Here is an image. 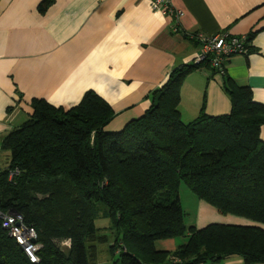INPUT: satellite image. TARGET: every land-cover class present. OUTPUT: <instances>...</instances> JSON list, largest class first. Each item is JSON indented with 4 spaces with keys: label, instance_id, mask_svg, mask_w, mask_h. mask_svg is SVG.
Instances as JSON below:
<instances>
[{
    "label": "trees",
    "instance_id": "obj_1",
    "mask_svg": "<svg viewBox=\"0 0 264 264\" xmlns=\"http://www.w3.org/2000/svg\"><path fill=\"white\" fill-rule=\"evenodd\" d=\"M202 67H212L208 57L175 68L151 107L117 131L108 129L115 110L93 90L70 109L33 99L31 117L2 143L11 156L0 168V212H19L37 230L40 260L30 261L0 218V264H100L108 230L111 264H203L234 254L264 264V104L226 75L230 113L203 109L184 122L181 87ZM182 183L221 214L254 224L187 226ZM95 203L107 208L109 227L96 225ZM183 237L173 251L156 248Z\"/></svg>",
    "mask_w": 264,
    "mask_h": 264
},
{
    "label": "crops",
    "instance_id": "obj_2",
    "mask_svg": "<svg viewBox=\"0 0 264 264\" xmlns=\"http://www.w3.org/2000/svg\"><path fill=\"white\" fill-rule=\"evenodd\" d=\"M172 4L183 11L178 21L153 12L151 0H0V156H4L0 168L10 162L2 143L31 117L33 99L70 109L93 90L116 112L108 129L120 130L151 107L153 92L175 68L202 55L198 33L247 37L256 31L248 42L253 50L230 57L225 74L213 66L188 74L179 104L183 121H193L203 109L214 116L230 113L226 75L251 87L254 99L264 104V0H172ZM261 137L264 140V126ZM197 203L195 220L187 226L254 224L221 214L198 197ZM109 225L110 220L98 227ZM186 240H158L156 248L173 251ZM203 264L246 263L234 254Z\"/></svg>",
    "mask_w": 264,
    "mask_h": 264
},
{
    "label": "built area",
    "instance_id": "obj_3",
    "mask_svg": "<svg viewBox=\"0 0 264 264\" xmlns=\"http://www.w3.org/2000/svg\"><path fill=\"white\" fill-rule=\"evenodd\" d=\"M151 9L155 13L172 17L176 21L183 15L182 10L174 7L172 0H151ZM175 29H178L177 24ZM196 39L200 42L203 53L194 60V63H202L208 57L213 68L221 74H225L226 62L230 57L248 51V39L245 35L198 33ZM0 218L2 227L22 246L30 261L38 262L40 260L38 251L42 245L38 242L37 230L33 226L26 225L23 215L16 211L0 212Z\"/></svg>",
    "mask_w": 264,
    "mask_h": 264
},
{
    "label": "rangeland",
    "instance_id": "obj_4",
    "mask_svg": "<svg viewBox=\"0 0 264 264\" xmlns=\"http://www.w3.org/2000/svg\"><path fill=\"white\" fill-rule=\"evenodd\" d=\"M4 152H7L4 150ZM11 156V152H9ZM4 156H0V159H3ZM179 196L181 199V204L184 207L186 214V224L191 225L193 224L196 216V208H197V197L196 195L191 191V189L184 183L180 186ZM94 212H95V219L97 226H107V223L109 222V218L106 216L107 208L100 204L95 203L94 205ZM106 233L110 237V243L115 240V235L110 230L106 231ZM110 243L106 244H100L99 245V262L100 264H111L112 263V257L109 252V245ZM70 246V241L66 240L61 242V247L65 250H67Z\"/></svg>",
    "mask_w": 264,
    "mask_h": 264
}]
</instances>
